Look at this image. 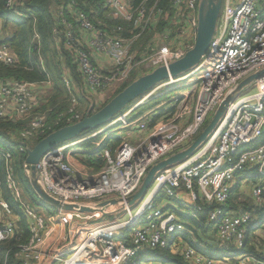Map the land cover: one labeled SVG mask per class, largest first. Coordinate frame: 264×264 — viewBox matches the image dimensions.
Masks as SVG:
<instances>
[{
  "label": "built area",
  "instance_id": "built-area-1",
  "mask_svg": "<svg viewBox=\"0 0 264 264\" xmlns=\"http://www.w3.org/2000/svg\"><path fill=\"white\" fill-rule=\"evenodd\" d=\"M101 1L107 8L110 23L101 22L98 26L102 24L105 29H98L75 3L54 11V43L69 53L82 77L85 92L98 94L111 87L116 91L129 81L136 67L150 71L168 65L194 44L200 0H141L137 5L132 0ZM235 1L232 4V0H222L212 41L196 68L158 83L138 98L141 105L161 95L159 92L150 96L157 88L182 81L177 86L186 90L171 101L164 115L156 120L150 117L133 128L136 122L131 120V110L124 109L106 125L120 124L122 129H133L139 133L136 141L123 138L115 150L103 148L100 156L104 164L96 170L77 169L70 157L75 145L95 137L99 131L64 142L40 157L35 164L37 180L47 194L64 205L55 212L37 210L29 203L15 178L12 153L0 143L5 187L27 219L29 229L28 241L18 245L16 253L22 264L57 261L59 264H138L137 257L148 252L156 253L167 246L175 250L178 244L171 240L172 236L185 232L186 227L174 211L159 204L162 199L170 198L177 200L186 209L184 215L191 217L204 204H214L208 219L217 228L218 240L226 250L243 248L254 209H230L228 201L236 176L245 172L242 180L252 183L253 206L258 208L263 203L264 73L239 91L236 87L264 69V0ZM16 2L6 0L5 6L10 10ZM113 21L127 23L128 28L113 25ZM150 30L155 31L154 35L135 50L137 40ZM31 47L38 55L44 80H0V120L23 123L13 135L18 139V150L25 154L27 143L42 137L49 129L47 112H35L36 94L53 87L40 56V35L35 28ZM147 49L149 52L144 53ZM16 62L8 43L0 38V63L11 66ZM60 84L67 102L61 121L65 125L77 122L83 117V106L74 94L76 86L67 71L61 74ZM232 93L234 97L216 127L190 156L159 170L135 206L119 204L126 210L124 218H116L115 209L111 211L114 204L87 212L65 208L69 204L96 207L95 204L113 197L125 200L140 186L149 168L184 148ZM23 168L27 176L25 163ZM13 213L0 187V243L13 234ZM72 213L99 215L92 218V223H85L76 216L70 220ZM126 231L127 239L123 238ZM8 252L0 256V264H7ZM175 252L190 264L215 261L193 245L178 246ZM236 264H247L246 257L242 256Z\"/></svg>",
  "mask_w": 264,
  "mask_h": 264
},
{
  "label": "trees",
  "instance_id": "trees-1",
  "mask_svg": "<svg viewBox=\"0 0 264 264\" xmlns=\"http://www.w3.org/2000/svg\"><path fill=\"white\" fill-rule=\"evenodd\" d=\"M132 2L134 5H137L141 2V0H132ZM72 3H75L80 6L81 9L85 12L86 15H88L89 19L97 26L98 29H105V26H103L102 24L98 26L101 22H105L106 25L110 23V19L107 16V8H105L101 0H17L14 7L10 10L7 9V7L5 6L6 0H0V27L2 31L7 30V32H5L6 35L2 34L0 35V38L1 40L3 39L4 42L8 43L17 60V62L11 66H7L0 63V80L17 79L30 82H40L44 80L45 76L38 64V55L35 51H32L31 47V37L33 35L34 28L40 35V56L44 61L46 69L50 73V76L53 81L52 92L54 91L49 97H47L48 103L44 104L43 107L37 110L40 112H47V123L49 129L47 130L46 134H44L42 137L46 136L51 131L65 125V123L61 121V113L66 112L67 102L65 101V97L63 95V88L61 84H59L61 74H57V72H59V69L61 70V65H64L66 68H68L72 78L76 82V85L81 89V96L79 95V97L84 102V105H82L83 116L88 107L86 97L90 96L85 93L82 77L77 71L75 64L72 63L69 53L65 51L63 47H60L59 49L56 47L52 35V30L56 23L54 14L55 9L59 6L66 8ZM66 16L69 18L67 14ZM112 24L123 25L125 29L128 28L127 23L121 21H113ZM125 35H128L127 32H125ZM148 38L145 37L144 34H142L141 37L137 40L134 49L136 50L139 45L147 43ZM137 76L139 75L132 74L131 79H129L128 82L122 84L116 91H114V93H112L111 97L106 100V102L109 101L119 91H121L131 81L136 79ZM105 103H103L101 106H103ZM165 113L166 111L161 112L159 116L153 117V120L158 119ZM23 126L24 125L21 122H16L12 120H0V143L7 147V149H9L12 153V165L14 167V171L15 173H19L23 180V183L25 182L24 186L28 190V188H31V186L28 182V177L26 176L23 168L25 153L18 150V139H15L13 135L19 130V128ZM99 128L100 127L96 129ZM96 129L92 130V132ZM42 137L33 141L38 142ZM121 142L122 138L120 135L110 134L103 138L99 144H92L91 140L80 143V148L85 150L82 153L83 156L86 157L83 163L88 162L87 164L93 167L95 170L99 169L101 166H103L104 160H102L101 157H97L98 153H101L103 148H110L113 151L118 146H120ZM27 145H29L30 147L33 146L32 144H30V142L27 143ZM244 175L245 172H240L238 174L239 180ZM4 179V164L0 160V187L2 189V195L10 204L14 212L13 215H18L15 221V228L12 236L9 239H6L0 243V256L3 257L4 254L9 251L7 264H22L21 260L16 257V253L18 252V245L25 244L29 239L27 219L22 214L18 204L12 200L9 191L5 187ZM235 181L236 184L234 185L231 191L232 193H236L239 186L238 179H236ZM212 207H214V204L206 203L202 206L200 211L196 212L195 216L191 217L189 215H183V218L191 221L192 225L197 226L200 229H204L208 227V212L212 209ZM253 209L255 222L253 221L254 224L247 229L244 246L241 250H236L232 252L230 256L242 254L253 256L259 260H264V256L255 248V246L251 244L250 240L254 236L251 235V231L255 228L260 227L262 225V222L264 221V194L263 203L260 207L256 208L252 205L250 208H248V210ZM55 211L56 208L53 207L51 212L49 213ZM184 225L186 227L188 226V223L184 222ZM127 234L128 231L124 232L123 238L127 239ZM182 236L184 239L188 238L185 232H183ZM188 242L191 243L190 241ZM193 246L200 253H203L212 258L222 257V254L224 253L212 252L208 250V246H203V248L196 244H193ZM160 250L161 249L157 250L156 253H158ZM143 255H141V257ZM166 256L167 258L165 259V261L177 262L179 264H189L188 262L186 263V261H184L183 258L177 253L172 254L167 250ZM140 261L141 260H139V262Z\"/></svg>",
  "mask_w": 264,
  "mask_h": 264
},
{
  "label": "water",
  "instance_id": "water-1",
  "mask_svg": "<svg viewBox=\"0 0 264 264\" xmlns=\"http://www.w3.org/2000/svg\"><path fill=\"white\" fill-rule=\"evenodd\" d=\"M221 6L222 0L199 1L198 25L196 28V38L194 44L179 59L171 61L168 65L157 66L156 68L137 77L98 109L95 108L94 99L86 97L88 107L84 116L79 121L66 124L51 131L36 142L32 147L28 146L26 148L24 163L25 169L28 173L27 177L30 182L29 184L43 201L47 202L56 209L64 206L60 203V201L47 194L37 180L35 164L38 162L40 157L46 152L53 150L56 146L77 138L86 130H94L98 127L104 125L106 126L130 103L140 98L142 95L154 88L158 83L170 77H179L195 69L200 62L201 57L207 52L212 41L218 17L220 15ZM263 73L264 69L250 75L238 84L236 91H239L249 82L260 77ZM233 97L234 93L229 94L224 98L212 115L210 121L189 145L153 164L142 179L140 186L131 195L126 197L125 200L113 197L101 203H97L95 206H103L106 208L110 204L119 205L120 203H125L127 206H135L145 194L146 190L152 183L155 174L159 170L183 161L206 140L208 135L214 130L218 121L225 113L227 106ZM65 208L68 210L87 212L91 211L93 206L69 204L65 205Z\"/></svg>",
  "mask_w": 264,
  "mask_h": 264
},
{
  "label": "rangeland",
  "instance_id": "rangeland-1",
  "mask_svg": "<svg viewBox=\"0 0 264 264\" xmlns=\"http://www.w3.org/2000/svg\"><path fill=\"white\" fill-rule=\"evenodd\" d=\"M236 1L232 0V4H234ZM155 33L154 30H150V31H146L144 32V36L145 37H149L148 40L150 39L151 36H153ZM138 49H140V45L138 46ZM142 49V48H141ZM149 52V50H145L144 53ZM149 70L145 69L142 66H138L134 69V71L132 72V74H139V76L143 75L144 73L148 72ZM132 74L130 76V79L132 77ZM137 76V77H139ZM182 81L179 82H174V83H168L165 84L162 87L157 88L155 91H153V93L150 95L152 96L154 93H159L161 92V95H159L158 97L154 98H150L147 101L143 102L141 105H138L137 100L133 101L132 103H130L125 109L126 110H131L130 116H131V120H133L134 122H136V124L134 125L133 128H137V123L139 122H147V120L150 117H156L159 116V114L163 111L168 110V108L170 107L171 101L182 91L186 90V88H183L181 86H177L178 84H180ZM78 87V86H76ZM79 92H80V88L78 87V91L75 90L74 94L76 95L80 105H84V102L80 99L79 97ZM87 94L89 93L88 91H86ZM112 93H114L113 87L104 90V91H98V94L95 93H90L88 94L90 97H92L95 101V108H99L103 103L106 102V100H108ZM81 96V95H80ZM149 96H146V99ZM181 102V101H180ZM180 104V103H179ZM35 112H37V110H35ZM160 118V117H159ZM211 117L207 120V123L210 121ZM61 122V121H60ZM206 123V125H207ZM120 130L121 125L120 124H114L112 126H108L106 127L105 125L100 127L99 129H96L95 131H99L98 134L91 138V139H87L85 141H80L82 142H87V141H92V144H99L103 138H105L107 135L112 134L113 132H115L116 130ZM101 130V131H100ZM133 129H131L132 131ZM143 130H141L142 133ZM94 132V131H93ZM92 133V130H88L85 131L84 133H82L80 136H78L79 138H85L86 136H88V134ZM199 134V133H198ZM198 134L196 136H198ZM195 137H193L191 140H189L184 147H186L187 145H189L192 140H194ZM36 142L35 141H31L30 140V144L34 145ZM83 152L81 151H75L73 152L72 156L74 155V160L82 165H87L89 166L87 163H83L84 160L86 159L83 154ZM74 160L70 159V162L76 166L77 169H82L81 165L77 164ZM86 167V166H85ZM88 168V167H86ZM95 170V169H94ZM15 178L16 180L21 184L20 186L22 187V190L24 191L26 197L29 200V203L35 207L37 210H43L44 212H51L53 206H51L50 204H48L47 202L43 201L38 194L31 188H28V190L26 189V187L24 186L25 182L23 183V180L21 178V176L19 175L18 172L15 173ZM29 182V181H28ZM30 183V182H29ZM247 185H249V190L247 188H245L244 184H241V189L244 191H240L241 193L238 194V196H240V198H242V201H239V205L244 206V209H248L250 206L253 205V197H252V183H248ZM243 186V187H242ZM235 196H237V192L234 193ZM248 200L245 202L244 200L247 199ZM251 199V201H250ZM171 206L173 207L175 210H173L175 212V214L181 219L183 218L182 216L184 215L186 209L184 210L183 207L179 204V202L175 199L170 198V200H167V202L164 204V206ZM185 207H187V204H184ZM248 206V207H247ZM115 209V215L116 218H124L125 217V213L126 210L124 208V205H115L111 211H114ZM95 215H99L97 213H93V214H88V215H77L72 213L70 220L72 218H74L75 216L78 217L81 222H85V223H92L94 220L92 218L95 217ZM186 215V214H185ZM17 214L13 215L14 220L16 221L17 218ZM108 216L110 217V214H108ZM112 216V215H111ZM127 217V216H126ZM83 224V223H81ZM89 226V225H88ZM124 234V233H123ZM169 251V246H167V248L165 249H161L158 253H150L148 252L147 254L143 255L142 257H137V261L138 264H160V262L165 261V259L167 258L166 256V251ZM170 252V251H169ZM67 255V254H65ZM142 259L140 262L139 260ZM60 262H56L55 264H59Z\"/></svg>",
  "mask_w": 264,
  "mask_h": 264
},
{
  "label": "crops",
  "instance_id": "crops-1",
  "mask_svg": "<svg viewBox=\"0 0 264 264\" xmlns=\"http://www.w3.org/2000/svg\"><path fill=\"white\" fill-rule=\"evenodd\" d=\"M0 29H1V27H0ZM5 32H7V30H4V31H2V29L0 30V34L1 35L2 34L6 35ZM61 60H63V59H61ZM61 66H62V67H60L61 70L59 69V72H57V74L59 73V75H60L63 72L67 71V73L69 74V76L71 77V79L73 81L74 86H77L76 85V82L72 78L71 73L69 72L68 68H66L64 65H61ZM137 75H139V74H137ZM52 88H49V89L48 88H44L42 90V92H39V91L37 92L36 98H35L36 99L35 100V106L37 108H35V110H39L41 107H43L44 104H47L48 103L47 102L48 101V98L47 97H49L54 92V91L52 92ZM75 90L78 91V87H75ZM80 92H81V89H80ZM80 92H79V94H80ZM85 93L87 94V92H85ZM90 93H93V92H90L89 91L88 94H90ZM112 134L113 135H120L122 139L123 138H126L129 141L134 142V141L137 140V136H138L139 133L136 134V132L131 131V130H128L127 128H124V129H121V130L119 128L118 131H115ZM74 147L76 148L75 151H81V152H84L85 151L84 149L80 148L81 147L80 143L78 145H75ZM100 155L101 154L98 153L97 157H101ZM70 159L71 160H74V155L71 156ZM102 160H103V158H102ZM77 164H79V163H77ZM79 165H81V168L86 166L89 169L94 170V168L91 167V166H87V165L84 166L82 164H79ZM74 167H76V166L74 165ZM236 179H238V184H239L238 189L236 191L237 192V196H235V194H234L235 192L234 193L231 192L230 200L228 202V206H229L230 209L237 208V209H243V210H245L244 209V206H242V205L240 206L238 204L239 201H242V198H240V196H238V194L241 193L240 191L244 192L241 189V186H240L241 184H244L245 185V188H247L249 190V185H247V184L248 183L251 184V182L250 181L242 180V178L239 180L238 175H237ZM235 184H236V181H235ZM167 200H170V199H162L161 201H159V204L163 207L164 204L167 202ZM247 200H248V198L245 199L244 201L246 202ZM250 201H251V199H250ZM102 209H106V208L104 207ZM165 209L171 210V211L175 210L173 207H171L169 205L166 206ZM254 219H255V217H254ZM254 219H253V221H254ZM181 221L183 223L184 222L188 223V226H186V229H185V233L187 234L188 238L187 239H184L183 238V236H182L183 232L178 233V234L172 236V239L171 240H175L176 241V243L178 244L177 245V248H178V246L196 244V245H198V246H200L202 248H203V246H208V250H210L212 252H224L222 254V257H214L215 258V261H214L213 264H236V263L239 262V259L242 256L243 257L244 256L246 257L247 264H264V260L256 259L253 256L242 255V254L230 256L231 253L234 252V251L233 250H226V249H224L225 246L218 240L217 228H216L215 224H213L212 222L209 221V219L207 220V226L208 227H206L204 229H200L197 226L192 225L191 221H189L187 219L181 218ZM253 221L249 224L248 228L251 225L254 224L255 221L254 222ZM80 225H82V224H80ZM251 235H254L253 238L250 239L251 240V244L253 246H255V248L264 256V221L262 222V225L260 227L255 228L254 230L251 231ZM188 241H190L193 244L189 243ZM176 249L174 250V247L173 246H170L169 251L172 254L173 253L176 254V252H175ZM32 264H45V263L44 262H41V263H32Z\"/></svg>",
  "mask_w": 264,
  "mask_h": 264
},
{
  "label": "bare ground",
  "instance_id": "bare-ground-1",
  "mask_svg": "<svg viewBox=\"0 0 264 264\" xmlns=\"http://www.w3.org/2000/svg\"><path fill=\"white\" fill-rule=\"evenodd\" d=\"M98 207H100V208H104L103 206H96V207L91 208V211L97 210Z\"/></svg>",
  "mask_w": 264,
  "mask_h": 264
}]
</instances>
